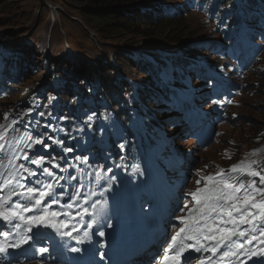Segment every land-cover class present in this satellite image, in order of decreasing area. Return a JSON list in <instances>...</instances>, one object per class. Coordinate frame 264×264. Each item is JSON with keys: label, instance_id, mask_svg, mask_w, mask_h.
Here are the masks:
<instances>
[{"label": "rangeland", "instance_id": "rangeland-1", "mask_svg": "<svg viewBox=\"0 0 264 264\" xmlns=\"http://www.w3.org/2000/svg\"><path fill=\"white\" fill-rule=\"evenodd\" d=\"M77 12L78 8L74 0H22L12 14L1 18L7 20L0 21V53L7 51L4 45L8 39L5 37L3 39V36L8 32L15 34L13 37L19 40L18 45L24 50L21 63L26 65V74L30 73L29 78H21L12 72L13 75H9V81L0 82V93L4 95L0 96V112L22 114V108L25 110L29 105L30 111L27 110L23 116L18 115V122H20L30 113L28 122L24 119L17 128L28 125L26 130L32 133L40 122V128L44 127V130L54 138L57 137L60 140L63 135H69V138L63 136V148L71 147V142L67 140L78 142L74 146L92 148L89 151V157L85 150L87 159L76 157L79 165H68L66 169L64 164H61L60 156L51 155L44 158V163L49 161L53 167L43 164L33 168L34 178L31 182L34 188L52 196L59 192L75 195L86 191L95 192L99 201L97 206L104 214L97 215V220H100L103 225L109 222L110 217L114 216L120 205L125 208L133 207L130 201L138 195L135 185L139 187L137 191L139 190L138 193L141 195V189L147 190V187L153 189L154 180H160L162 175L176 188L177 203L184 205L187 202L188 207L195 204L192 197L188 195L190 192L198 187L201 189L206 186L217 187L218 182L222 180L228 184H235L237 180L248 184L255 180L257 188H264L259 177L246 174L247 168L236 172L231 171L233 165L243 162L244 165H250L251 170L260 171L264 175V32L262 37L253 43L249 42L248 31L241 36V44L258 48L252 58L256 62L250 68L233 64L231 73L224 72L239 89L230 90L232 93L229 94L228 102H225V99H213V94L205 98L200 109L207 110L205 119L201 118L206 121V125L200 124L199 128L192 133H185L195 124L192 123L194 116L191 111L189 122L184 121V128L182 124H177L174 134H172L173 128L160 127L157 129V141L162 152L154 146L153 149L145 150V153L141 154L142 160L132 162L131 165L123 158L125 153L131 156V151L127 148L128 138L124 137L128 133L129 129L126 125L132 113L128 107L129 100L114 90V86L117 84L122 91L133 90V85L147 84L149 81L143 78L142 72L138 73L136 68H132L129 61L124 59L119 62L118 55L121 58L123 54L134 50L131 55L138 60L139 55H144L145 51L141 50L142 48L149 47L147 51H156L157 44L151 43L158 38L159 30H153L155 34L153 37L149 35L132 37L130 44L116 40L102 44L98 38L95 39L94 32L88 28L85 21L75 16ZM230 18L231 16H228V19ZM184 21L185 33H192L199 27L206 29V34L200 31L195 37L196 40L208 39L212 35L210 33L213 32V28L216 27L213 22L207 21L205 16L198 12H191ZM133 42H137L134 46L141 47L134 48L131 46ZM110 43L115 44L112 47ZM123 48H127L125 52ZM209 52L217 53L216 50L208 49L202 55H208ZM154 58L157 60L156 57ZM25 59L29 61L26 62ZM100 62H103L104 67L109 71L105 75L110 74V78L112 76L108 81L102 75V71L99 72ZM126 72L129 77L125 75ZM124 77L127 79L126 82L123 80ZM71 91L76 98L75 101L69 100L64 94ZM134 95L128 96L133 98ZM235 97L237 101L233 103L232 100ZM59 100H62V104ZM131 100L134 101V99ZM79 101H83L84 106ZM37 102L44 103L48 107L55 106L56 110L51 113L52 109L46 108L47 113H45L39 104L36 105ZM114 111L118 112L117 115ZM90 116L91 120L88 119ZM138 120L139 114L136 112L132 128L140 134ZM7 121L8 118L0 116V125L5 126L0 129V132L4 133L2 141L7 137L9 139L13 129L7 126ZM57 125L64 130L65 134L58 129ZM202 128H205L203 134H201ZM9 130H11L10 133ZM202 135L204 137L201 139ZM18 136L19 133L14 132L10 143H16ZM47 137L46 135L41 140ZM188 139L192 140L190 145L185 142ZM35 141V137L25 139L18 156L5 176L6 182L10 180L16 187L30 188L27 179L32 176V173H21L20 165H23V159L20 160L19 157H28V151L36 145ZM57 142L59 144V141ZM11 144H9L11 151L3 155L4 165L8 161L9 154L12 153L13 145ZM45 150L50 148H36L37 152ZM168 153L176 163L172 170L168 168ZM96 160L102 161L99 163ZM28 161L29 159L23 168H28ZM107 167H110L109 171L115 175L110 174L105 169ZM17 168L19 175L14 176ZM43 168H48L54 176L43 172ZM156 169H159V172ZM220 173L223 175H218ZM209 176L213 178L211 181L203 179ZM198 179L201 181L199 185L196 183ZM219 186L223 185L219 184ZM47 196L41 198L39 192L37 194L39 199ZM255 196L257 202L262 199L261 193H256ZM21 198H24V195ZM164 204L170 207L172 202L170 200ZM259 223L258 217L256 224L259 225ZM251 227V225H241V228L251 229ZM256 235L260 236L258 232Z\"/></svg>", "mask_w": 264, "mask_h": 264}, {"label": "snow or ice", "instance_id": "snow-or-ice-1", "mask_svg": "<svg viewBox=\"0 0 264 264\" xmlns=\"http://www.w3.org/2000/svg\"><path fill=\"white\" fill-rule=\"evenodd\" d=\"M5 119H7V114H5ZM88 119L91 120V116ZM4 127V125H0V129ZM3 138L4 133L0 132V140ZM35 143L40 145L43 141L37 139ZM4 147V144L0 143V150H3ZM44 147H49V145L45 144ZM64 151L71 152L72 149L66 148ZM25 158L27 159L28 157ZM42 160L43 157L40 160H32V163L40 164ZM20 167H23V165H20ZM245 168L248 169L247 175L259 177L260 183L264 185V175L260 171L251 170L250 165H244L243 162L239 165H233L231 171L236 172ZM43 172L48 173L49 176H54V173L50 172L48 168H43ZM218 175L223 174L220 173ZM203 179L211 181L213 178L209 176ZM200 182L198 179L196 181L197 185ZM7 183H11V181H7ZM219 184L223 186L220 187ZM3 187L4 185L0 184V188ZM27 192L30 198L36 192H39L41 198L49 195L47 192L31 187L27 189ZM256 193H261L262 195V199L259 202L256 200ZM10 195H15V193H10ZM188 195L192 197L195 204L192 208H189L186 202L179 209L181 212L187 209V213L186 215L176 217V220L183 226L171 237L167 248L164 249L162 259L165 261V264H182L185 253L189 249L194 250L196 253L211 252L213 256L219 253L221 258L235 257L237 260L241 256H246L248 259L256 256L264 258V248L254 250L248 247L252 241L258 239L257 232L260 236L264 237V188H257L255 180L248 182V184H245L242 180H237L235 184H228L222 180L218 182L217 187L209 188L206 186L203 189L198 187ZM5 203V200H0V219L4 221L11 222L13 219L24 220L25 218L22 213L30 211L26 205H16V208H19L20 211H15L11 205L5 208ZM35 204L40 205L41 199H36ZM48 215L45 210L39 216L28 217L26 222L30 225L47 224ZM50 215L54 217L57 214L53 212ZM258 217L260 219L259 225L256 224ZM241 225H251L252 227L251 229L241 228ZM27 231L31 232V227ZM3 235L7 236L8 233L5 232ZM64 235H70V233H64ZM87 235L85 233V236ZM99 235L103 236L104 233L100 232ZM30 239L32 237L20 235L15 244L5 245L4 243H0V253L7 252L9 247L18 248L21 244H27ZM185 241H194V243L188 244ZM260 243L264 244V240H260ZM47 251V248L39 249L40 253ZM72 251L78 252L80 250L73 248ZM101 258H103V254H101ZM199 264H215V261L210 257L200 258ZM258 264H264V260L259 261Z\"/></svg>", "mask_w": 264, "mask_h": 264}, {"label": "trees", "instance_id": "trees-1", "mask_svg": "<svg viewBox=\"0 0 264 264\" xmlns=\"http://www.w3.org/2000/svg\"><path fill=\"white\" fill-rule=\"evenodd\" d=\"M78 12L75 16L85 21V24L94 32L95 39L98 38L99 41L104 44L108 41L116 40L122 41L124 44H130L131 38L138 35H149L153 37L155 35L153 32L154 29L159 30L158 38H155V42L151 44H157L156 51H147L149 47L141 49L144 55L150 57H156L157 60L162 59V50L175 48L182 46L186 43L192 42L195 40V37L198 34L203 32L206 34L205 29L193 31L192 33H185L184 20L188 14L195 12L194 5L192 11L186 6L181 5L186 0H74ZM214 2L216 0H213ZM261 0H242L243 4L250 6L255 2ZM22 0H0V21L7 19H1L6 15L12 14L21 4ZM237 0H231L229 5L236 3ZM163 4V6H161ZM186 4V3H185ZM168 5V6H167ZM198 5V4H197ZM212 1H203V6L198 5L197 11H206L208 12L212 8H218L220 3H215V6H212ZM187 25V24H186ZM15 34L8 32L5 36L8 39L6 43V53H0V60H3L9 65V68L13 70V74L21 78H29L30 73L26 74V65L21 63V59L24 55V50L20 47L19 40L15 39L13 36ZM17 40V41H16ZM107 40V41H106ZM127 40V41H126ZM137 42H133L131 46L134 48H139L141 46H134ZM115 43H110V46H114ZM7 46V47H6ZM12 48V49H9ZM148 48V49H147ZM123 48V52H125ZM158 50V51H157ZM134 51V50H132ZM132 51L129 53L123 54V57L120 58L118 55V61L122 62L125 60L129 61L132 68H136L143 74V78H146L150 66L144 60V55H139L138 60H135L131 55ZM152 53V54H151ZM29 54V53H27ZM25 54V56H29ZM24 58V57H23ZM28 62V59H25ZM20 61V62H18ZM24 61V60H23ZM97 63V62H96ZM102 71V75L107 78V81L110 78V74L105 75L106 72H109L103 65V62H100L99 72ZM12 73V72H11ZM9 75H13V74ZM113 75V74H112ZM126 76L129 77L126 72ZM7 80V77L4 79ZM123 80L126 82L125 77ZM24 81V79H23ZM124 82V83H125ZM126 86L125 84H123ZM70 90V88H68ZM114 90L120 92L121 94H127L128 89L122 91L116 84ZM73 91L68 92V99L75 101L73 96Z\"/></svg>", "mask_w": 264, "mask_h": 264}, {"label": "bare ground", "instance_id": "bare-ground-1", "mask_svg": "<svg viewBox=\"0 0 264 264\" xmlns=\"http://www.w3.org/2000/svg\"><path fill=\"white\" fill-rule=\"evenodd\" d=\"M67 127V126H66ZM186 144L190 145L192 140L191 139H188L185 141ZM171 167H173V164L170 165ZM176 224L179 225L180 222L176 220ZM146 230H149V231H154L152 228H146ZM144 231V230H143ZM143 231H140L141 233H143ZM159 236V234L157 233H153V237H157ZM39 240H43V237H39L38 238ZM122 243V242H120ZM59 252H61L63 250V248H60V249H57ZM199 261V259H193V260H190V261H187L186 258L184 259L183 263L182 264H197V262ZM125 262V261H124ZM131 262H134L133 260ZM142 262H150L148 259L147 260H142ZM155 262V261H153Z\"/></svg>", "mask_w": 264, "mask_h": 264}]
</instances>
